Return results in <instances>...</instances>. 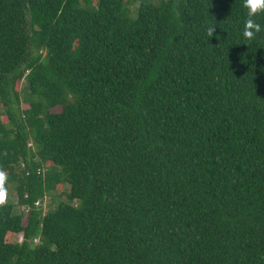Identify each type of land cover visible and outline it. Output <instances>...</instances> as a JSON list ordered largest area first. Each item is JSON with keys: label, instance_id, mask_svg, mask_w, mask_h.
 <instances>
[{"label": "trees", "instance_id": "1", "mask_svg": "<svg viewBox=\"0 0 264 264\" xmlns=\"http://www.w3.org/2000/svg\"><path fill=\"white\" fill-rule=\"evenodd\" d=\"M247 11L0 0V168L27 209L0 206V264H264V31L243 37Z\"/></svg>", "mask_w": 264, "mask_h": 264}, {"label": "clouds", "instance_id": "2", "mask_svg": "<svg viewBox=\"0 0 264 264\" xmlns=\"http://www.w3.org/2000/svg\"><path fill=\"white\" fill-rule=\"evenodd\" d=\"M244 7L247 11V19L244 23L243 37L251 41L256 38L257 34L264 31V27L259 24L254 17L258 14L264 13V0H244ZM216 31V25H209L207 27V35L211 38ZM8 181L7 173L0 168V206H4L8 197V190L6 187Z\"/></svg>", "mask_w": 264, "mask_h": 264}, {"label": "rangeland", "instance_id": "3", "mask_svg": "<svg viewBox=\"0 0 264 264\" xmlns=\"http://www.w3.org/2000/svg\"><path fill=\"white\" fill-rule=\"evenodd\" d=\"M23 108H28L29 104L26 102H23ZM61 108H55L53 111H60ZM4 122H7L8 119L3 116L2 117ZM7 190H8V197H7V201L13 202L17 205L16 207V211L17 212H21L24 214V218L25 220H27V209L24 207H20L17 204L18 201V197L16 194V190L14 188V185L12 183H9L7 186ZM69 190V187L67 185L65 186H59L55 191H53L50 194H47L43 200H41L40 202V206L43 207L44 211H47L49 208H53L55 207L59 202L61 201H66L67 200V196L66 193ZM15 239H18L19 241L22 239L21 235L15 237Z\"/></svg>", "mask_w": 264, "mask_h": 264}]
</instances>
